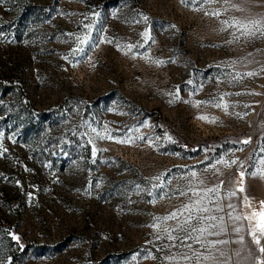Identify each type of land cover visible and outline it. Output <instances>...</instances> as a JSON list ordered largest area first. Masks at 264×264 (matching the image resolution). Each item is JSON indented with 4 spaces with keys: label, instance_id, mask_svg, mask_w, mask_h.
<instances>
[{
    "label": "rangeland",
    "instance_id": "obj_1",
    "mask_svg": "<svg viewBox=\"0 0 264 264\" xmlns=\"http://www.w3.org/2000/svg\"><path fill=\"white\" fill-rule=\"evenodd\" d=\"M244 6L264 16V0ZM247 15L224 0H0V264H169L160 228L177 220L162 218L201 179L239 182L240 162L233 215L264 211L249 175L264 169V36L224 23Z\"/></svg>",
    "mask_w": 264,
    "mask_h": 264
},
{
    "label": "snow or ice",
    "instance_id": "obj_2",
    "mask_svg": "<svg viewBox=\"0 0 264 264\" xmlns=\"http://www.w3.org/2000/svg\"><path fill=\"white\" fill-rule=\"evenodd\" d=\"M192 2L208 4L214 3L216 0H192ZM247 2L248 0H243L242 3L237 4L232 3L231 0H224V3L229 4L231 8L249 14L243 20L233 17L231 20L224 21V23L230 25L239 33V35H236L235 32L233 33L234 40H239L241 37L254 38L264 36V16L252 14L250 9L244 6ZM206 14L218 17L221 13L213 11ZM144 19H147V17H144ZM86 27L88 34L83 37H77V40H79L80 45L91 49L95 46L97 40L90 35L92 24ZM99 31L101 29H97V32ZM231 42L229 41V43ZM75 51L86 54L85 47H78ZM255 62L260 63V61ZM232 63L235 64L237 61ZM260 71L264 72V66L261 67ZM244 75L252 77L258 75V73L249 71ZM220 100H223V97H220ZM216 106L225 110L229 107L227 104L221 103H217ZM199 118L208 122H215L214 120H209L206 116ZM108 139L118 144H130L133 142L131 136L126 138L108 136ZM237 143L248 144L250 139L238 141ZM221 163L228 167L230 164H237V161L232 160L230 164L227 161H221ZM243 168V162H240L241 171L239 174L241 180L239 182L229 178L226 181L218 180V183L214 186H207L204 180L201 179L199 183L204 185L203 189L198 191L196 188H192L190 190L192 197H194L192 202L185 204L183 211L179 215L173 212L170 216L162 218L165 221L177 220L176 226L171 230L164 227L160 228V231L164 233L163 238L168 241L161 248V251L164 248L168 250L164 259L169 261V264H233V256L237 258L235 264H264V243H262L264 241V211L252 212L248 216L242 213L233 215L237 211L238 205L233 203L232 200L237 197L238 193L245 191L244 187L240 186L245 176ZM249 175L264 178V169L256 173H249ZM192 176L196 177V173L193 172ZM222 186H226L224 187V194L223 196H218ZM181 195H187V193L182 192ZM225 199L228 203H224ZM242 199L250 203L249 197L245 196ZM261 203L264 205V202ZM225 209H230V211H225ZM218 213H224V215H219ZM242 221H247V226L242 225ZM242 231L250 237L249 242H245V237L241 234ZM231 234H235L237 239L234 241L231 239H208L210 236L223 237L226 235L231 236ZM157 238L160 239V236L158 235ZM231 243L239 244L240 247L229 250L227 246ZM194 244L199 245V247H194ZM173 248L176 249L175 252L172 251Z\"/></svg>",
    "mask_w": 264,
    "mask_h": 264
}]
</instances>
